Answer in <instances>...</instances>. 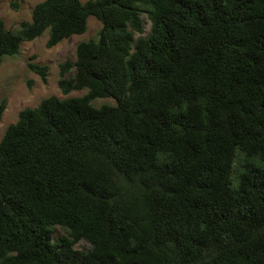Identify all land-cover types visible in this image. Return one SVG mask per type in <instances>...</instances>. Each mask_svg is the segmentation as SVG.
<instances>
[{
	"label": "trees",
	"instance_id": "16d2710c",
	"mask_svg": "<svg viewBox=\"0 0 264 264\" xmlns=\"http://www.w3.org/2000/svg\"><path fill=\"white\" fill-rule=\"evenodd\" d=\"M90 16L58 65L86 93L0 139V264H264V0H42L16 31L0 18V64Z\"/></svg>",
	"mask_w": 264,
	"mask_h": 264
},
{
	"label": "rangeland",
	"instance_id": "374dc122",
	"mask_svg": "<svg viewBox=\"0 0 264 264\" xmlns=\"http://www.w3.org/2000/svg\"><path fill=\"white\" fill-rule=\"evenodd\" d=\"M40 1L42 0H0V18L5 21L8 29L16 31L20 21L31 19L33 8ZM144 19L143 34L146 35L150 30V21L146 16ZM101 26L102 24L97 18L90 16L87 31L83 34L73 35L53 47H47L46 41L49 33L46 30L38 38L23 42L18 54L5 56L0 64V98H7V106L0 121V139L7 125L17 120L21 109L35 106L43 98L51 95L66 98L86 93L87 89H81L64 94L58 83V65L66 59L75 60L77 44L82 40L97 37ZM33 55H36L34 59L31 58ZM29 61L49 65L47 82H44L37 73L28 67ZM105 102L114 103L115 99L106 97L95 100L96 105ZM64 234L65 230L57 226L54 237ZM77 247L88 248L89 243L83 240L77 244Z\"/></svg>",
	"mask_w": 264,
	"mask_h": 264
}]
</instances>
